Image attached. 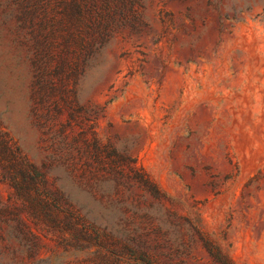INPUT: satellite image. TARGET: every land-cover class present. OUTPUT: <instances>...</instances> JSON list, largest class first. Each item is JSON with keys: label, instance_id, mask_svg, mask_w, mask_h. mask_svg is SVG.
I'll list each match as a JSON object with an SVG mask.
<instances>
[{"label": "rangeland", "instance_id": "1", "mask_svg": "<svg viewBox=\"0 0 264 264\" xmlns=\"http://www.w3.org/2000/svg\"><path fill=\"white\" fill-rule=\"evenodd\" d=\"M90 20L0 29V126L120 264H264V0H96ZM29 244L0 237V264L75 258Z\"/></svg>", "mask_w": 264, "mask_h": 264}, {"label": "trees", "instance_id": "2", "mask_svg": "<svg viewBox=\"0 0 264 264\" xmlns=\"http://www.w3.org/2000/svg\"><path fill=\"white\" fill-rule=\"evenodd\" d=\"M95 2L0 0V29H15L33 37L79 31L83 26L85 29L90 26ZM0 181L12 188V197L17 203L15 206L4 203L0 196V237L9 243L28 241L27 259L41 254L39 244L45 238L60 245L64 254L75 257L63 264H80V254L85 257V264H120L115 253L105 247V231L87 221L86 213L68 202L63 192L38 171L1 126ZM5 214L12 216L13 223L6 222Z\"/></svg>", "mask_w": 264, "mask_h": 264}]
</instances>
